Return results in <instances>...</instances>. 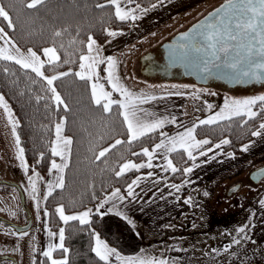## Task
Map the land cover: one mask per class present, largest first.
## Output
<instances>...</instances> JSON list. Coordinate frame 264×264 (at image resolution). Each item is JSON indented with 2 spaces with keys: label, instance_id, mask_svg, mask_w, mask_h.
I'll return each mask as SVG.
<instances>
[{
  "label": "trees",
  "instance_id": "trees-1",
  "mask_svg": "<svg viewBox=\"0 0 264 264\" xmlns=\"http://www.w3.org/2000/svg\"><path fill=\"white\" fill-rule=\"evenodd\" d=\"M157 1L159 0H136V3L149 7ZM12 2L16 8L11 13L15 28H7L6 22L2 20L0 25L19 47L31 48L39 54L45 47L53 44L57 47L61 60L55 67L45 64L43 71L46 76L78 71L79 56L83 54L81 42L86 41L88 35L99 43H104L110 37L107 31H124L129 28V21L115 19L112 6L104 9L95 7L97 3H105V0H46L45 4L34 10L24 9L20 0ZM63 29L67 31L61 37L53 36L55 31ZM66 60L70 62L65 63ZM100 73L104 86L109 90L103 66ZM53 86L68 105L67 111L62 106L57 110L45 80L13 61L0 60V94L6 98L17 118V132L24 148L27 175L36 181L37 191L32 192L31 184V196L37 198L39 204L43 203L49 215L50 230L60 227L65 229L64 245L69 249L66 254L68 264H104L92 252L96 234L115 243L104 233V218L94 214L91 222L86 225H81L79 221L62 224L55 211L56 207L63 206L66 212L75 213L94 207L115 189L124 191L146 169L128 171L119 177L115 172L126 161L145 160L143 155L132 153H140L145 147L151 150L159 141L161 133L170 130L172 126H165L129 144L122 109L114 104L110 112H103L91 98L90 81H82L70 74L54 81ZM37 97L41 99L37 100ZM61 119H65V133L72 139L70 161L65 170L64 187L56 189L43 201L44 178L55 160V156L51 154L55 125ZM263 121L264 113L255 119L233 117L211 125L198 123L195 135L198 139L210 141L204 148L226 139L230 143L224 147V151L239 154L242 146L254 138L252 131L257 130ZM117 139L124 143L111 148L100 160L95 159L100 151L110 148ZM170 158L179 170L169 173L168 179L179 183L185 177L183 169L190 165L192 159L183 150L172 152ZM35 173H39V177ZM124 223V226L129 227ZM129 237L137 243L140 241L132 230ZM35 256L36 264H50L47 258L40 256L38 248ZM63 256L65 254L60 250L54 253L56 258Z\"/></svg>",
  "mask_w": 264,
  "mask_h": 264
},
{
  "label": "rangeland",
  "instance_id": "rangeland-1",
  "mask_svg": "<svg viewBox=\"0 0 264 264\" xmlns=\"http://www.w3.org/2000/svg\"><path fill=\"white\" fill-rule=\"evenodd\" d=\"M223 1L225 0H159L153 4L155 7L153 5L144 7L139 4L141 9L146 11H137L136 15L139 18L128 20V29L115 31L118 34L115 37L110 36L104 43L96 41L101 57L115 58L117 75L130 91L137 95L174 97L182 102L180 112L174 110L165 112L175 117L168 122L172 126L178 127L184 123L179 119L180 114L198 124L200 120L208 119L219 112L226 99L264 95V84L234 89L220 82L200 86L192 79L184 77L176 76L169 80L163 76L151 77L142 72L145 58L161 54V47L164 43L199 22ZM126 7L134 8L135 5H126ZM11 41L21 53L27 52L28 49H22L12 39ZM0 46H4L3 40H0ZM37 54L41 55V59L46 60L42 54ZM102 66L103 70L106 68V64H100L96 71L101 77L99 82L104 84L100 73ZM104 72L106 77L107 73ZM90 82L92 84L95 81ZM108 86L109 90L104 86L105 90L112 91L110 85ZM0 96L3 95L0 94ZM113 99L123 100V97L113 92ZM4 101L10 108L5 97ZM209 104L212 105L211 109L208 108ZM170 107L173 109V104H170ZM258 109L259 104L253 110L258 111ZM11 112L14 120L17 121L12 110ZM11 129L12 125L8 122L4 109L0 107V180H9L8 177L14 176L19 179L14 182L25 187L28 179L27 171L21 167V161L17 159V149ZM16 133L18 134L17 128ZM260 159L258 167L264 166V157ZM253 169L255 170L250 163H244L234 177H225L207 186L208 196L204 198L206 200L202 199L199 202L192 216L183 215L176 218L168 224V228L159 237L152 239L145 237L144 241L149 243L147 247L154 248V257L169 260L168 264H173L179 258H169L168 251L179 255L180 252H186L190 258L187 264H227L228 262H232L231 264H264V249L255 251L245 245L235 248L241 244L253 245L255 211L263 206L261 201H264V178L259 182H254L251 179ZM237 186L239 189L232 192V189ZM229 192L232 193L229 194ZM9 201L10 199L7 200ZM12 204L11 202L10 205ZM65 214L78 213L65 211ZM43 225L42 220L41 224L38 223L29 234L18 236L13 234L6 225L0 223V255L12 256L18 264H35L38 229ZM241 227L245 228L244 233L238 231ZM234 240H240V243L235 244Z\"/></svg>",
  "mask_w": 264,
  "mask_h": 264
},
{
  "label": "snow or ice",
  "instance_id": "snow-or-ice-1",
  "mask_svg": "<svg viewBox=\"0 0 264 264\" xmlns=\"http://www.w3.org/2000/svg\"><path fill=\"white\" fill-rule=\"evenodd\" d=\"M20 2L24 9L34 10L45 4L46 0H20ZM133 4L135 5L134 8L126 7V5ZM108 6H112L115 19L121 22L130 19H138L139 17L136 15V12L146 11L145 9H141L140 5L137 4L135 0H105V3H97L95 5L96 8L100 9H104ZM153 7H155V5H153ZM15 10V4L12 0H0V20L6 22V26L9 29L15 28L13 16L11 15ZM217 13H221V9H217ZM66 31L67 29L55 31L53 36L61 37ZM107 34L115 37L118 33L107 31ZM181 39L188 41V43L178 45L177 50L171 54L174 58L188 59L192 52L197 54L204 53L203 56L192 58L195 66L202 72L210 73L212 68H215L218 70H227L228 73H231L236 77L243 76L259 78L257 70H264V0H227V4L223 6V14L219 15L218 19H214L212 22L203 26V29L199 31L196 36H191L188 33H185ZM0 40L4 41V46H0V60L13 61L20 65L21 68L30 69L31 72L36 74V76L45 80L48 86L47 90L51 93V100L54 102L57 110L62 106L63 109L67 111L68 105L53 86L54 81L72 74L82 81H95L91 84V98L95 105L102 108L103 112H110L114 104L118 105V107L123 110L121 115L123 116V121L127 128L129 137L127 142L129 144L159 128H162L165 123L170 122L166 119L148 121L142 119L138 115V111H141L138 108V105L155 100L157 97L145 94L137 95L130 91L121 82L120 77L117 75V61L115 58L112 56L106 58L101 57L97 42L91 35L87 36L86 41L81 42L83 44V54L79 56V71L74 73L62 72L59 75L52 76H46L43 69L45 68L46 63L49 66L55 67L61 60L55 44L51 47H45L42 49L41 54L46 58V60H44L41 59V55H38L37 52L33 51L31 48H29L26 53H21L11 41V38L8 36L4 27H0ZM73 43H75V41H73ZM7 45H10L11 47H8ZM61 47L63 46L61 45ZM13 49L15 50L14 52ZM64 62L68 63L70 61L66 60ZM100 64H106L104 71H106L107 75L104 79L107 84L110 85L112 91H106L104 84L99 82L101 77L96 69ZM113 92L119 93L120 96L123 97V100H114ZM40 99L41 97H37V100ZM258 104L259 112L253 110ZM0 107L4 109L7 120L12 125L11 130L15 139L17 159L21 161V167L27 171V162L24 159V148L21 147L20 137L16 133L18 121L14 120L13 114L7 103L4 101L3 96H0ZM208 108L211 109L212 105L209 104ZM262 113H264V95L243 99H226L219 112L210 116L208 119L200 120L199 125H211L219 120H230L233 117L255 119ZM245 123H247V120H245ZM196 126L197 125H194L193 127L188 128L185 132L179 133L177 136L171 138H168L167 134L161 133V135L165 136L167 139V144L165 143V140H161L160 143L155 145L152 151L145 147L142 148L140 153H132V155H143L144 157H147V163L137 164L132 161H127L119 167V170L115 172V175L119 177L130 170L138 171L145 167L152 168V160L158 149H165L166 152L183 150L189 159L195 160L196 157L193 155V151L210 143L207 139H196L194 135ZM62 132L63 121L55 125L56 146L51 148V154L53 156H59L61 160L66 161V152L69 150L72 140L64 137ZM262 134H264V122L260 123L258 129L251 133L252 136L256 137H259ZM122 143H124V141L120 139L115 140V143L112 144L110 148H105L100 151L95 159L100 160L102 157L106 156L111 148H115ZM228 143H230V141L223 140L220 144H216L215 147L220 148L222 144ZM61 145L63 147H61ZM248 147V145H245L242 148V151H247ZM209 151H211V149H209ZM200 155H207V153L201 151ZM65 167H67L66 162L63 164H57L55 160H53L51 163V169L60 172H62ZM165 170H171L175 173L179 169H177L173 165L172 160L169 159L165 165ZM192 171L193 168L191 167L183 169L185 174H189ZM148 175L151 176L152 173H148ZM35 176L39 177V173H35ZM139 179L140 178L133 180L132 183L128 185V197H134L135 193L133 185H138ZM29 182L32 184V192L35 193L37 191L36 181L33 177H29ZM63 187L64 179L61 175L57 177L54 185L50 184L48 186L47 195L52 194L53 188L62 189ZM171 187L175 188L176 191H180L183 185H171ZM205 195H207V193H205ZM112 197L121 200L124 199V197L120 195V189H116L112 193ZM44 199L46 200L47 196H45ZM184 203L191 204V197L186 199ZM261 204L264 205V201H261ZM37 206H39V203ZM99 207H103V204ZM55 211L59 215V219L65 224L70 221H79L81 225H86L89 223V217L91 214V210L89 209L79 214L66 215L63 206L57 207ZM45 214L47 215V213ZM238 231L244 233L245 228L241 227ZM20 235L24 236L27 235V233H20ZM48 235L49 237H54L57 234L49 231ZM58 240V244H48L47 250L43 251L42 255L50 261V264H68L66 254L69 249L64 245L65 229L63 227L59 229ZM233 243L239 244L240 240H234ZM228 247H231V245ZM56 250L62 251L65 254V257L62 259L54 258L53 253ZM225 250H227V248ZM92 252H94L99 261L104 262V264H111L112 257H114L116 261H119L120 264H168L167 260L156 257H122L115 248L109 247L106 242L101 240L99 235H95L94 237Z\"/></svg>",
  "mask_w": 264,
  "mask_h": 264
},
{
  "label": "crops",
  "instance_id": "crops-1",
  "mask_svg": "<svg viewBox=\"0 0 264 264\" xmlns=\"http://www.w3.org/2000/svg\"><path fill=\"white\" fill-rule=\"evenodd\" d=\"M156 97L157 99L155 100H151L147 103L138 105V108L141 110L138 111V115L142 119L148 121L155 119H166L167 121H170L172 120V118L174 119L175 117H171L170 114L165 112L167 110H171V112L173 110L180 112V104L182 102L174 97ZM170 104H173V109L170 107ZM180 116L181 117H179V119L184 121V123L187 121V123H183L184 125L182 124L178 127H176L175 125L172 126V124L165 123L162 127L164 128L165 126L169 125L172 126L170 130L163 132L167 134L168 138L175 137L179 133L185 132L186 129L197 125V123H195V121H193L192 119H187L182 116V114H180ZM61 121H63L62 135L64 137L70 138L65 133V119H61L58 123H60ZM196 139L202 140L198 139L197 137ZM161 140H165V143L167 144V139L165 138V136L161 135L157 143H160ZM55 141L56 134L54 131V141L52 147L56 146ZM220 143L221 142L217 144ZM215 145L209 148H204L206 145H203L200 149L193 151V155L196 157V159L192 160L190 165L188 166L193 168V171L189 174H185L184 179L179 183L169 181L168 174L172 173V171L165 170L167 160H171L170 154L172 152H166L165 149H158L156 150V153L154 154V158L152 160L153 167H145L139 169H146V171L144 173H140L134 179L136 180L137 178H140L139 184L133 185L135 193L134 197L127 196V187L124 191L120 190V195L124 197L123 200L114 198L112 197V193L116 190L115 189L108 195H106L94 207L86 208L76 213L79 214L90 209L91 214L89 217V223L91 222L94 214L102 216L104 218V233L112 240H114L115 243L107 240L101 234L96 235H99L100 239L106 242L109 247L115 248L122 257H154V248L151 246L147 247L149 243L147 244L144 241L145 237H149L150 239H152L153 237H159V235L163 231H165L166 228H168V224L173 222L176 218H180L183 215H185L186 217L192 216V212L194 211V209L198 208L199 202L202 199L207 198L208 195H205V193H207V186L213 185L217 181L224 179L225 177H234V174L239 171L242 164L250 163L253 168H260L258 167L259 162H261L260 158L264 157V134L259 137L254 136L252 141L242 146L243 148L245 145H248V150L242 151L241 148L239 154L225 152L224 147L227 144H222L220 148H216ZM61 147L63 146L61 145ZM71 147L72 144L69 146V150L66 152V161L61 160L59 156H55V162L57 164H63L66 162L68 166L70 161ZM152 149L150 151H152ZM209 149H211V151H209ZM201 151L206 152L207 155H200ZM129 161L135 162L137 164L147 163V157L143 161ZM66 168L67 167H65L63 171L60 172L58 170L51 169L50 166L51 171L49 169V171L46 173L43 182V201L45 196H49L47 195L48 186L50 184L54 185L58 176L62 175L64 179ZM148 173H152V175L149 176ZM171 185H183V187H181L180 191H176V189L172 188ZM56 189L59 188H53L52 192ZM234 189L235 187L232 189V192H235ZM195 192H198V194H194ZM232 192H229V194H231ZM189 197H191L192 203H184V201ZM31 201L32 210L35 217V226L38 223L41 224L42 220L44 221V225L39 227L38 229L39 238L36 241V245L39 249V252L41 250L40 256L45 258L42 253L43 251L47 250L48 244L59 243L58 232L61 227L54 231L50 230L49 215L48 212L44 209L43 203L41 202V204L37 206V198H33ZM101 204H103V207H99ZM45 213H47V215ZM254 216L255 220L252 236L254 240L253 245L241 244L240 246H237L235 248H240L242 245H245L246 247H249L255 251L264 249V205L255 211ZM61 222L62 224H65L63 221ZM124 222H126L129 227L124 226ZM130 230L134 231V234H136L139 238L140 241L138 243L133 238L129 237ZM49 231L56 233L57 235L54 237H49ZM166 232H168V230H166ZM167 255L169 256V258H179V260H175L173 264H187L190 261V258L187 256L186 252H180L179 255L178 253H169L168 251ZM64 257L65 256L60 257V259ZM111 264H120V262L116 261L115 258L112 257Z\"/></svg>",
  "mask_w": 264,
  "mask_h": 264
},
{
  "label": "water",
  "instance_id": "water-1",
  "mask_svg": "<svg viewBox=\"0 0 264 264\" xmlns=\"http://www.w3.org/2000/svg\"><path fill=\"white\" fill-rule=\"evenodd\" d=\"M227 4V0L223 1V3L209 12L204 18H202L199 22L192 25L186 31L180 32L175 35L170 41L164 43L161 47L163 51V59L168 65V69H177L180 71L181 75L187 79H192L197 85L206 86L213 81L220 82L223 85L227 86L228 88H236V87H250L253 85L260 86L264 84V70H257V75L259 78L256 77H236L231 73H228L227 70H218L212 68L210 73H205L195 66L193 62L194 57L196 56H203L204 53H195L192 52L190 54V58L188 59H179L174 58L171 54L177 50L178 45L188 43V41L182 40L181 37L188 33L191 36H196L199 31L203 29L207 23L212 22L214 19H218L219 15L223 14V6ZM217 9H221V13H217ZM149 57L143 60V67L142 72L147 74L149 69ZM211 67V65H210ZM262 178H264V166L255 169L251 174V179L254 182H259ZM0 184L4 185H11L16 186L20 194H22V190L19 185H14L13 182L1 180ZM239 186L235 187L234 191L238 189ZM23 203V202H22ZM26 206V205H25ZM25 209L28 221L26 224L19 225L16 223L11 222L10 220L0 216V221L11 229L12 233L18 236H21L20 233L26 232L29 234L33 228L34 220L33 215L28 207ZM25 236V235H24ZM11 257H1L0 260L9 259ZM16 262V261H15Z\"/></svg>",
  "mask_w": 264,
  "mask_h": 264
},
{
  "label": "flooded vegetation",
  "instance_id": "flooded-vegetation-1",
  "mask_svg": "<svg viewBox=\"0 0 264 264\" xmlns=\"http://www.w3.org/2000/svg\"><path fill=\"white\" fill-rule=\"evenodd\" d=\"M148 66H149V69H148L147 74L151 77L163 76L164 78L169 79V80L174 79L176 76L177 77L178 76L183 77L179 70L168 69V65L163 59V53L149 57V65ZM213 82H216V81H213ZM232 89H234V88H232ZM26 177L28 179H27V185L26 186L24 185L25 187L21 186L17 182H14L16 180L19 181V179H16L14 176L8 177L9 180H4V181L13 182L14 185H19L21 190H22V194H20V192L18 191V188L16 186L0 184V216L10 220L13 223L23 225V224H26L28 221V216H27V213L25 211V209H27L26 207H28L29 210L31 211L32 215H33V220H34L33 228H34L35 217L33 214L32 201H31L33 199V197L31 196V186H30L29 177L27 175V172H26ZM8 199H10L9 202H7ZM11 202L13 203L12 205H10ZM0 223H2V222L0 221ZM2 224H4V223H2ZM4 225H6V224H4ZM6 226L8 227V225H6ZM10 231H11V229H10ZM1 257H11V258L0 260V264H18L17 260L12 256L0 255V258ZM35 264H36V260H35Z\"/></svg>",
  "mask_w": 264,
  "mask_h": 264
}]
</instances>
